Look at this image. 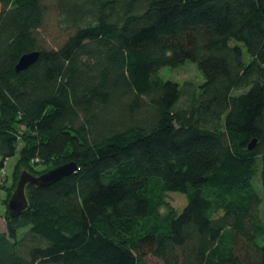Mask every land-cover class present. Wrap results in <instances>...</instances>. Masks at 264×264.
I'll use <instances>...</instances> for the list:
<instances>
[{
	"label": "trees",
	"instance_id": "obj_1",
	"mask_svg": "<svg viewBox=\"0 0 264 264\" xmlns=\"http://www.w3.org/2000/svg\"><path fill=\"white\" fill-rule=\"evenodd\" d=\"M188 61L204 83L182 109L160 71ZM0 115V172L19 158L0 264H264V0H0ZM69 162L10 216L23 171Z\"/></svg>",
	"mask_w": 264,
	"mask_h": 264
},
{
	"label": "rangeland",
	"instance_id": "obj_2",
	"mask_svg": "<svg viewBox=\"0 0 264 264\" xmlns=\"http://www.w3.org/2000/svg\"><path fill=\"white\" fill-rule=\"evenodd\" d=\"M57 21H58L57 12L54 11L48 18L45 27L41 30V33L43 34V39L46 41V44L51 48H60L67 40V32L63 31V28L58 26ZM160 74L166 80H174L178 82L181 85V88H183V96L179 103V108L182 109H185L190 105L193 95L199 90L201 85L204 83V78L202 76L201 71L199 70L197 64L192 61H188L177 68H171V67L163 68L160 71ZM18 159L19 158L15 157L12 158L11 161L17 164ZM37 169L43 170L45 168L44 166H38ZM10 173L11 171H9V167H8L7 176L0 178L1 186L3 184L8 183L9 179H12L9 177ZM168 202L170 205L175 207L178 213L180 214L188 205V197L184 193L170 192L168 194ZM2 208H4V206L1 203L0 209ZM163 210H164L163 212H165L167 208L165 207ZM5 212L6 211L4 209V211L0 213V216L2 217L0 220L1 231H6L7 228L6 220L3 218ZM261 213H262V218L264 219V203L261 209Z\"/></svg>",
	"mask_w": 264,
	"mask_h": 264
},
{
	"label": "water",
	"instance_id": "obj_3",
	"mask_svg": "<svg viewBox=\"0 0 264 264\" xmlns=\"http://www.w3.org/2000/svg\"><path fill=\"white\" fill-rule=\"evenodd\" d=\"M39 58V51H33L24 54L16 65V71L23 72L29 69L39 60ZM257 144L258 140H253L249 145V149L253 150L254 148H256ZM77 169L78 165L76 162H69L53 168L38 176L30 173L27 170L23 171L19 178L17 187L8 202V211L10 216L12 218L19 217L29 207V202L26 195V188L28 185L32 184L38 187H48L60 181L64 177L75 173Z\"/></svg>",
	"mask_w": 264,
	"mask_h": 264
},
{
	"label": "crops",
	"instance_id": "obj_4",
	"mask_svg": "<svg viewBox=\"0 0 264 264\" xmlns=\"http://www.w3.org/2000/svg\"><path fill=\"white\" fill-rule=\"evenodd\" d=\"M15 165H16V163H13V161H11V159L8 160V162L6 163V170L9 167V171H11V173L9 175H11L13 173ZM6 197H7V193L5 191H3V189H1V187H0V200H5Z\"/></svg>",
	"mask_w": 264,
	"mask_h": 264
},
{
	"label": "built area",
	"instance_id": "obj_5",
	"mask_svg": "<svg viewBox=\"0 0 264 264\" xmlns=\"http://www.w3.org/2000/svg\"><path fill=\"white\" fill-rule=\"evenodd\" d=\"M7 176V170L6 167L0 172V178L1 177H6Z\"/></svg>",
	"mask_w": 264,
	"mask_h": 264
}]
</instances>
